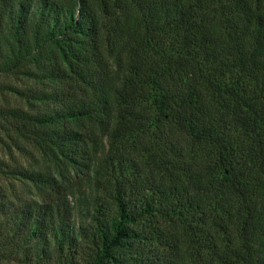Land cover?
<instances>
[{"label": "trees", "instance_id": "obj_1", "mask_svg": "<svg viewBox=\"0 0 264 264\" xmlns=\"http://www.w3.org/2000/svg\"><path fill=\"white\" fill-rule=\"evenodd\" d=\"M0 145V264H264V0H0Z\"/></svg>", "mask_w": 264, "mask_h": 264}, {"label": "rangeland", "instance_id": "obj_2", "mask_svg": "<svg viewBox=\"0 0 264 264\" xmlns=\"http://www.w3.org/2000/svg\"><path fill=\"white\" fill-rule=\"evenodd\" d=\"M6 98H7V96H6ZM8 99H9V96H8ZM11 154L17 158V160L19 161L18 163H22L24 165H30L33 161V157L31 155H29V156L25 155L24 156L17 150H14ZM0 156L6 160L9 157L7 150H5L4 147L1 145H0ZM11 159H12V157H11ZM11 162H12V160H11ZM0 181L4 184V186H10L11 188L15 189L17 191V193H19V194L22 193L24 190L25 194H23V193L22 194L27 197L26 189L28 187L25 184L20 183V182L12 179L10 177L4 176L1 173H0Z\"/></svg>", "mask_w": 264, "mask_h": 264}]
</instances>
